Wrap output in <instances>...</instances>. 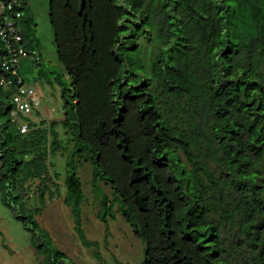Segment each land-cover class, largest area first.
I'll use <instances>...</instances> for the list:
<instances>
[{
    "label": "trees",
    "instance_id": "16d2710c",
    "mask_svg": "<svg viewBox=\"0 0 264 264\" xmlns=\"http://www.w3.org/2000/svg\"><path fill=\"white\" fill-rule=\"evenodd\" d=\"M0 1L35 54L27 2ZM49 20L69 77L60 120L12 121L0 38L2 200L44 264H76L38 218L61 197L101 259L84 228L87 162L106 241L121 212L144 264H264V0H50Z\"/></svg>",
    "mask_w": 264,
    "mask_h": 264
},
{
    "label": "rangeland",
    "instance_id": "374dc122",
    "mask_svg": "<svg viewBox=\"0 0 264 264\" xmlns=\"http://www.w3.org/2000/svg\"><path fill=\"white\" fill-rule=\"evenodd\" d=\"M33 10L36 42L40 44L42 60L29 55L31 61L24 66L25 84L49 88L55 78L68 81L66 70L59 60L54 41V30L49 20L50 0H28ZM26 58V57H23ZM54 170L65 173V160L60 154L52 155ZM92 165L87 162L79 168V176L85 191L83 205L84 228L87 236L100 242L101 259L94 255V249L84 246L74 225L72 209L61 198L48 200L45 209L38 216L40 224L49 231L55 244L64 250L76 264H144L145 244L135 236L132 226L118 213L117 219L108 223L109 237L106 241V224L97 217L98 204L91 190ZM64 174L60 180L65 193ZM112 194L110 186L104 187ZM0 189V264H44L43 257L32 244V234L25 228L17 213L7 206ZM33 205L35 199L32 200Z\"/></svg>",
    "mask_w": 264,
    "mask_h": 264
},
{
    "label": "built area",
    "instance_id": "2783aa9c",
    "mask_svg": "<svg viewBox=\"0 0 264 264\" xmlns=\"http://www.w3.org/2000/svg\"><path fill=\"white\" fill-rule=\"evenodd\" d=\"M13 2L0 1V38L4 44L8 58L3 61V66L11 73L9 77H3L1 83L14 85L13 94L14 106L10 112L12 121L18 122L21 130L26 132L29 129L30 114L42 105V100L37 87L33 84H25V79L20 73V64L23 57L30 55V50L23 43V36L18 32L16 21L9 11L13 8ZM17 16L21 12L18 11Z\"/></svg>",
    "mask_w": 264,
    "mask_h": 264
},
{
    "label": "crops",
    "instance_id": "0c3cea01",
    "mask_svg": "<svg viewBox=\"0 0 264 264\" xmlns=\"http://www.w3.org/2000/svg\"><path fill=\"white\" fill-rule=\"evenodd\" d=\"M28 4V7L31 9L32 14L33 10L30 6L28 0H25ZM33 48H36V53L31 54L35 59L42 60L41 47L34 44ZM23 58L20 64V73L25 79L24 75V66H26L31 60ZM67 75V73H66ZM67 78L69 79L68 75ZM62 84L63 81H58L56 78L50 82L49 88L42 89L39 85H35L40 93L42 105L40 108L35 109L30 116L29 119H32L35 122H39L42 119L49 120H60L63 118L64 112L62 108Z\"/></svg>",
    "mask_w": 264,
    "mask_h": 264
}]
</instances>
